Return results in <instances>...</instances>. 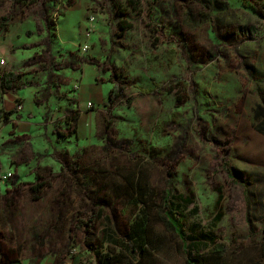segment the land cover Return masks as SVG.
<instances>
[{
	"label": "rangeland",
	"instance_id": "374dc122",
	"mask_svg": "<svg viewBox=\"0 0 264 264\" xmlns=\"http://www.w3.org/2000/svg\"><path fill=\"white\" fill-rule=\"evenodd\" d=\"M14 1L0 0L2 71L38 104L20 110L14 99L13 123L0 121L2 228L22 264H188L180 232L162 220L167 190L187 237L217 239L200 247L203 264H264V0H144L154 19L146 13L125 37H114L111 0ZM116 74L129 78L130 106L109 103ZM78 115L71 135L67 118ZM141 217L138 257L115 241L131 244Z\"/></svg>",
	"mask_w": 264,
	"mask_h": 264
},
{
	"label": "trees",
	"instance_id": "16d2710c",
	"mask_svg": "<svg viewBox=\"0 0 264 264\" xmlns=\"http://www.w3.org/2000/svg\"><path fill=\"white\" fill-rule=\"evenodd\" d=\"M149 1V0H148ZM201 3H206V0H200ZM15 5L20 6L22 8H30V7H36L41 6L44 9L47 8L48 5L54 4L53 0H15ZM150 2V1H149ZM211 2V1H210ZM149 3H145L144 0H111V6L112 11L115 16V19L119 23L120 31L116 27V31L114 32L115 36L125 37L127 36V33L132 31L134 27L136 26V21L140 20V18H143L145 14H148V17L150 19H154V11L153 9L149 8L147 5ZM205 5V4H204ZM146 7L149 9V12H147ZM205 7H208L205 5ZM6 20L3 19V22ZM49 21V20H48ZM49 27H53L49 24ZM153 32H155V29H152ZM0 88L2 92H15L19 86V83L21 81V76L14 72H3L0 76ZM115 82L112 90L109 94V103L111 106L114 104L121 102L125 103L127 105H132V100L130 98L124 97V91L126 89L127 85H130L129 78L123 77L120 74L115 75ZM134 84V82L132 83ZM137 87V86H136ZM141 93L144 95H149L152 93L150 90H141ZM16 114L15 110L12 111H5L0 110V121H3L5 123L11 122L12 118ZM80 116L76 117H68L66 124L67 128L70 131L71 135H76L78 132V121ZM255 121H256V129L264 135V99L262 102L257 106L255 110ZM44 177L43 175L39 174L36 177V182L31 184V192L33 194L34 199H38L39 195L41 193V189L44 185ZM165 194L167 195V202L168 207L170 208V211L166 213L162 220L166 223V225L170 226L171 229L175 230L177 233L180 232V236L182 237V245L187 251V263L188 264H203L202 260V253L203 249L200 247L203 245L205 246L207 241H210L212 243H215L217 239L210 235L207 232H201L196 237H187L185 234V227L187 224V216L181 211V208L179 206H175V200L178 196L174 194L171 190L165 191ZM182 199V197H181ZM185 201L188 204L193 203V198L188 197L184 198ZM145 210V209H144ZM2 226V218L0 215V228ZM178 234V233H177ZM5 234L0 229V242L4 239ZM126 240H131L132 243L128 244L125 242H122L120 240H116L115 243H118L126 248L130 249L132 252H136L138 257H141L145 252V246L148 245L147 242V222L144 217H141V220L138 221L136 224H134L132 227L129 228V232L125 235ZM225 251V246H217L215 249L216 253L222 254Z\"/></svg>",
	"mask_w": 264,
	"mask_h": 264
},
{
	"label": "crops",
	"instance_id": "0c3cea01",
	"mask_svg": "<svg viewBox=\"0 0 264 264\" xmlns=\"http://www.w3.org/2000/svg\"><path fill=\"white\" fill-rule=\"evenodd\" d=\"M69 7H71V6H68V8ZM68 10H71V8L70 9H67V11ZM67 11H66V13H67ZM87 25H88V22H87ZM87 25H86V27L82 31L83 32V37H84V34H85V30L87 28ZM95 27H96V24H94V33L92 34V36H91L90 40L88 41V43H90V41L92 40V38H93V36L95 34V31H96L95 30ZM75 29L77 30L76 26H75ZM60 31H61V28L59 30L57 29L58 36H59ZM3 72H6V71H2V73ZM7 72H13V71H7ZM21 80H22V78H21ZM18 88H19V86H18ZM23 91L24 90L20 89L18 92H17V90L15 91V92H17L16 94L13 91L12 92L4 93V92H2V90L0 88V95L2 97V98H0L1 101H2V106H0V110L12 111L10 107H11L14 99H18L17 100L18 101V104H22L24 110H28L27 104H31V110H34L35 104L38 105L37 103H35L34 95H33V98L34 99L31 98V96H32L31 95L30 98H29V100H28V102H27L26 99H25V97H24V95H23ZM55 98H56V102H58V101H60L59 99L61 98V96H58L57 94H53L52 97H50V98L47 97L45 99L44 107L46 106L47 110L54 109V107L52 106L53 105L52 99H55ZM39 101L40 100L37 99V102H39ZM13 110H15V109H13ZM15 115H14V117H16ZM11 122L13 123V120H11ZM0 229L5 234L4 239L0 242V264H22L23 256H22V253L20 251L19 246L3 230L2 226H1Z\"/></svg>",
	"mask_w": 264,
	"mask_h": 264
},
{
	"label": "built area",
	"instance_id": "2783aa9c",
	"mask_svg": "<svg viewBox=\"0 0 264 264\" xmlns=\"http://www.w3.org/2000/svg\"><path fill=\"white\" fill-rule=\"evenodd\" d=\"M94 24H95V20L94 18H90L89 21H88V25H87V28L85 30V34H84V41L85 43H83V45L81 46V50L83 52H87L88 49H89V46H88V41L90 40L92 34L94 33ZM7 66V61L5 60V58H3L1 55H0V76L2 75V70ZM1 79V77H0ZM18 109L22 110L23 109V105L22 104H19L18 105ZM11 177V174L9 176V178ZM8 178V179H9Z\"/></svg>",
	"mask_w": 264,
	"mask_h": 264
}]
</instances>
